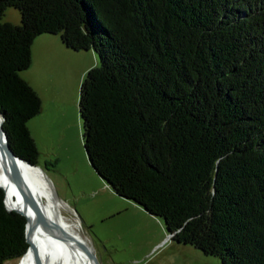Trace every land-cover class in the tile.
Wrapping results in <instances>:
<instances>
[{
  "label": "trees",
  "instance_id": "trees-1",
  "mask_svg": "<svg viewBox=\"0 0 264 264\" xmlns=\"http://www.w3.org/2000/svg\"><path fill=\"white\" fill-rule=\"evenodd\" d=\"M9 7L19 24L2 22ZM41 34L98 56L77 109L108 187L176 243L221 264H264V0H0L2 131L35 166L27 122L42 102L21 72ZM4 196L0 264L28 247Z\"/></svg>",
  "mask_w": 264,
  "mask_h": 264
},
{
  "label": "rangeland",
  "instance_id": "rangeland-1",
  "mask_svg": "<svg viewBox=\"0 0 264 264\" xmlns=\"http://www.w3.org/2000/svg\"><path fill=\"white\" fill-rule=\"evenodd\" d=\"M3 11L2 22L19 24V11ZM68 53L72 60L66 59L63 68L62 63L56 65L51 83L40 91L41 111L27 126L38 149L41 176L61 203L63 215L87 239L98 264H221L193 245L167 239L160 217L121 198L95 173L83 150L77 106L80 81L99 60L91 49Z\"/></svg>",
  "mask_w": 264,
  "mask_h": 264
},
{
  "label": "bare ground",
  "instance_id": "bare-ground-1",
  "mask_svg": "<svg viewBox=\"0 0 264 264\" xmlns=\"http://www.w3.org/2000/svg\"><path fill=\"white\" fill-rule=\"evenodd\" d=\"M19 168L30 193L31 204H28V210L35 229L34 241L44 260L43 264H93L86 251V248L89 249L94 256L92 247L78 232L77 224L63 215L61 203L56 201L48 189L39 168H29L22 162H19ZM8 171L7 164L0 160V188L5 190L4 200L11 209L25 210L22 188L17 182L13 183ZM17 264H33V259L27 253Z\"/></svg>",
  "mask_w": 264,
  "mask_h": 264
},
{
  "label": "crops",
  "instance_id": "crops-1",
  "mask_svg": "<svg viewBox=\"0 0 264 264\" xmlns=\"http://www.w3.org/2000/svg\"><path fill=\"white\" fill-rule=\"evenodd\" d=\"M56 37H58L56 34H41L36 36L30 50V66L21 72V78L29 83L40 98L42 87L44 88L47 83H51V78H53L56 71L55 69L58 65L62 63L60 66L63 68V65L65 64L64 61L72 58L71 54L68 52H76H72L71 49L66 48L61 41L59 42L56 39ZM54 49L56 51L52 54V50ZM31 65L35 67L32 71L30 70Z\"/></svg>",
  "mask_w": 264,
  "mask_h": 264
},
{
  "label": "water",
  "instance_id": "water-1",
  "mask_svg": "<svg viewBox=\"0 0 264 264\" xmlns=\"http://www.w3.org/2000/svg\"><path fill=\"white\" fill-rule=\"evenodd\" d=\"M2 123L3 120L1 118L0 115V160L3 162H5L8 166V173L10 174L13 183H16L21 186L22 188V202H24V206H25V210H18V209H11L10 207H8V205L6 204V201L4 200V198H6V193L5 190L3 188L4 191V198H3V202H5V206L8 210L11 211H16L18 214L24 216L25 219V226H24V230H25V242L28 243V247L25 253H23V255L25 254H29L30 257H32L33 259V264H43L44 260L42 257H40V253H39V249L35 243V229H34V225H33V220L31 218V216L29 215V210H28V204H31L30 202V193L28 191V189H26L25 185V180L23 175H21L20 173V168H19V162L24 163L27 167H33V168H38L35 165L29 164L26 161L20 159L18 156H15L13 151L11 150L10 147H8V140H7V136L6 134L3 133V129H2ZM170 237V235H167V239ZM87 254H88V258H90V260L93 262V264H98L97 260L95 258H93V255L90 253L89 249L86 248ZM21 255V257L23 256ZM20 257V258H21ZM19 258V259H20Z\"/></svg>",
  "mask_w": 264,
  "mask_h": 264
}]
</instances>
